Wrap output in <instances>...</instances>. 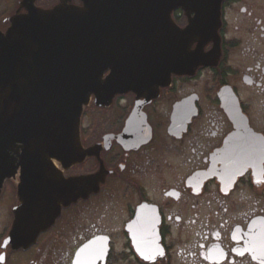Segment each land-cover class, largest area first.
Masks as SVG:
<instances>
[{
	"label": "flooded vegetation",
	"instance_id": "obj_1",
	"mask_svg": "<svg viewBox=\"0 0 264 264\" xmlns=\"http://www.w3.org/2000/svg\"><path fill=\"white\" fill-rule=\"evenodd\" d=\"M23 1L0 0V34L28 14ZM171 19L188 25L181 9ZM185 54L165 62L176 67L158 71L167 76H143L102 106L90 98L79 124L84 160L68 168L50 160L27 180L28 216H56L27 249L5 245L21 168L3 182L0 264H264V162L253 147L264 141V0H223L217 37ZM74 180L89 193L64 206L59 193Z\"/></svg>",
	"mask_w": 264,
	"mask_h": 264
},
{
	"label": "water",
	"instance_id": "obj_2",
	"mask_svg": "<svg viewBox=\"0 0 264 264\" xmlns=\"http://www.w3.org/2000/svg\"><path fill=\"white\" fill-rule=\"evenodd\" d=\"M68 1L46 11L24 0L28 14L0 34V188L21 168L23 204L6 241L17 249H27L56 218L36 224L30 219L27 180L51 167L50 160L67 168L84 159L79 124L91 96L102 106L116 93L133 90L143 76H167L158 71L176 67L165 62L186 60L188 46L217 37L223 0H79L80 7ZM178 8L188 18L184 29L171 19ZM253 147L255 163L262 164L264 141ZM84 182L93 189L94 179ZM88 193L79 181H66L58 197L68 205ZM249 234L250 228L247 251ZM99 241L84 245L75 259Z\"/></svg>",
	"mask_w": 264,
	"mask_h": 264
},
{
	"label": "rangeland",
	"instance_id": "obj_3",
	"mask_svg": "<svg viewBox=\"0 0 264 264\" xmlns=\"http://www.w3.org/2000/svg\"><path fill=\"white\" fill-rule=\"evenodd\" d=\"M117 214H118L117 209L113 210V215H114V217H115ZM105 220H106L109 224H111V221H112L113 219H112V218H108V217L105 216ZM113 221H114V220H113Z\"/></svg>",
	"mask_w": 264,
	"mask_h": 264
}]
</instances>
